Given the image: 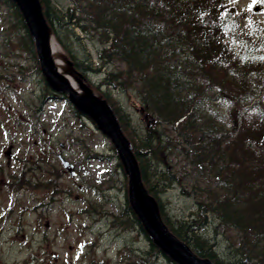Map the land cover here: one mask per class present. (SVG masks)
I'll return each mask as SVG.
<instances>
[{
	"label": "trees",
	"instance_id": "1",
	"mask_svg": "<svg viewBox=\"0 0 264 264\" xmlns=\"http://www.w3.org/2000/svg\"><path fill=\"white\" fill-rule=\"evenodd\" d=\"M232 1L70 0L65 10L54 0L41 3L52 33L76 69L85 76L102 75L99 84L108 90L100 85L95 89L132 142L143 181L170 229L216 264H264V33L253 14ZM3 2L25 32L19 42L35 51L18 6L13 0ZM77 29L95 44L98 60L90 52L81 57L70 46ZM116 61L125 67H109ZM45 84L44 94L61 97ZM112 85L133 87L143 107L156 116V125L141 139L113 96ZM176 157L201 178L194 177L191 185L204 195L197 198L198 220L171 221L156 193L176 180L171 169ZM209 213L216 228H230L240 236L236 258L228 263L199 230L209 223ZM113 217L119 226L137 227L147 236L148 254L177 264L152 241L129 201ZM136 259L127 264H136Z\"/></svg>",
	"mask_w": 264,
	"mask_h": 264
},
{
	"label": "rangeland",
	"instance_id": "2",
	"mask_svg": "<svg viewBox=\"0 0 264 264\" xmlns=\"http://www.w3.org/2000/svg\"><path fill=\"white\" fill-rule=\"evenodd\" d=\"M54 2L64 10L70 4V0ZM232 2L247 15L253 14L264 33V0ZM17 22L14 10L0 0V264H127L135 256L136 264H172L147 253L150 243L141 230L123 228L114 219L128 202L129 180L117 151L91 119L76 114L67 98L44 94L46 81L39 57L29 43L23 42L20 48L25 32ZM77 34L70 46L81 57L91 54L98 60L92 40L80 29ZM57 47L65 72L84 96L91 97L86 86L101 99L95 86L100 85L102 75L80 73L58 42ZM109 67L123 69L125 65L116 61ZM111 88L141 139L157 122L146 117L133 87ZM59 153L75 166L77 175L68 171ZM172 164L176 180L156 193L171 221L198 220L197 198L204 195L191 185L194 177L201 178L182 158H174ZM216 224L209 213V223L199 230L228 263L236 258L235 246H240L241 239L237 231L216 228Z\"/></svg>",
	"mask_w": 264,
	"mask_h": 264
},
{
	"label": "water",
	"instance_id": "3",
	"mask_svg": "<svg viewBox=\"0 0 264 264\" xmlns=\"http://www.w3.org/2000/svg\"><path fill=\"white\" fill-rule=\"evenodd\" d=\"M36 42L41 70L53 89L68 95L78 110L94 120L99 129L114 144L124 169L129 177V201L133 210L143 223L146 231L165 253L179 264H216L211 258L203 257L192 247L174 234L164 222L158 201L149 192L142 180V173L133 146L122 130L118 118L111 105L86 86L91 97H81L72 87L66 76L61 74L53 60L50 46V26L46 20L40 0H14ZM148 113H146V116ZM153 121L155 117L151 115ZM64 165L73 175V165L62 159Z\"/></svg>",
	"mask_w": 264,
	"mask_h": 264
},
{
	"label": "bare ground",
	"instance_id": "4",
	"mask_svg": "<svg viewBox=\"0 0 264 264\" xmlns=\"http://www.w3.org/2000/svg\"><path fill=\"white\" fill-rule=\"evenodd\" d=\"M19 11H20V10H19ZM20 13H21V12H20ZM21 15H22V13H21ZM31 38H32V41H33V43H34V45H35V47H36V42H35V40L33 39V37H31ZM49 38H50V46H51V49H52V50H51V52H52V57H53V60H54V62H55V65H56L58 71H59L61 74H63L64 76H66V77L68 78V80L70 81L72 87H73V88H74V89L80 94L81 97L86 98V97L84 96V92H83V90L80 89V87L78 86L76 80H75L74 78H72V76H69V75L65 72V70H64V65H63V63H62V59H61V56H60V53H59V49H58V47H57V42L59 43V41L57 40V38H56V36L54 35V33L49 32ZM19 46H20V48H23L22 43H21ZM35 51H36V55H37V57H38L37 47L35 48ZM21 66H22V65H21ZM63 154H64V153H63ZM63 154H62V153H59V154H58L59 157H60V159H61V160H62L63 158H64V159H67ZM153 155H154V154H153ZM62 161H63V160H62ZM67 161H68V159H67ZM73 169L75 170V174L77 175L78 172H77V170L75 169V166H73ZM68 171L70 172L69 169H68ZM70 173H72V172H70Z\"/></svg>",
	"mask_w": 264,
	"mask_h": 264
},
{
	"label": "snow or ice",
	"instance_id": "5",
	"mask_svg": "<svg viewBox=\"0 0 264 264\" xmlns=\"http://www.w3.org/2000/svg\"><path fill=\"white\" fill-rule=\"evenodd\" d=\"M253 2L255 3V2H256V0H253Z\"/></svg>",
	"mask_w": 264,
	"mask_h": 264
}]
</instances>
